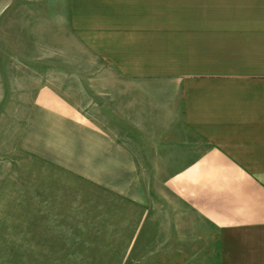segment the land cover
I'll list each match as a JSON object with an SVG mask.
<instances>
[{
    "label": "crops",
    "instance_id": "obj_1",
    "mask_svg": "<svg viewBox=\"0 0 264 264\" xmlns=\"http://www.w3.org/2000/svg\"><path fill=\"white\" fill-rule=\"evenodd\" d=\"M60 2L68 65L100 85L85 112L38 89L18 145L133 199L169 191L217 244L203 264H264V0Z\"/></svg>",
    "mask_w": 264,
    "mask_h": 264
},
{
    "label": "rangeland",
    "instance_id": "obj_2",
    "mask_svg": "<svg viewBox=\"0 0 264 264\" xmlns=\"http://www.w3.org/2000/svg\"><path fill=\"white\" fill-rule=\"evenodd\" d=\"M61 7L60 0H0V264H203L217 244L204 242L187 210H171L169 191L142 190L133 199L81 177L87 162L64 169L42 148L18 145L38 89L85 112L100 85L79 81L93 68L68 65Z\"/></svg>",
    "mask_w": 264,
    "mask_h": 264
}]
</instances>
